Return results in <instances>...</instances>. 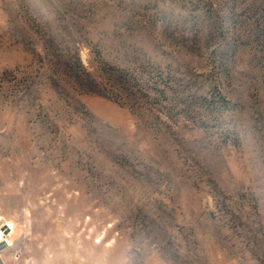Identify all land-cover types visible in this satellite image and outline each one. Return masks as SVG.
Instances as JSON below:
<instances>
[{
  "label": "rangeland",
  "instance_id": "obj_1",
  "mask_svg": "<svg viewBox=\"0 0 264 264\" xmlns=\"http://www.w3.org/2000/svg\"><path fill=\"white\" fill-rule=\"evenodd\" d=\"M7 264H264V0H0Z\"/></svg>",
  "mask_w": 264,
  "mask_h": 264
},
{
  "label": "built area",
  "instance_id": "obj_2",
  "mask_svg": "<svg viewBox=\"0 0 264 264\" xmlns=\"http://www.w3.org/2000/svg\"><path fill=\"white\" fill-rule=\"evenodd\" d=\"M4 233V235L0 234V251L9 248L11 246V242L9 240V235H10V231L11 229H9L8 231L5 230V227L0 223V233Z\"/></svg>",
  "mask_w": 264,
  "mask_h": 264
},
{
  "label": "crops",
  "instance_id": "obj_3",
  "mask_svg": "<svg viewBox=\"0 0 264 264\" xmlns=\"http://www.w3.org/2000/svg\"><path fill=\"white\" fill-rule=\"evenodd\" d=\"M1 235H4V233H2V231H1V233H0ZM1 252V251H0ZM0 264H7L1 257H0Z\"/></svg>",
  "mask_w": 264,
  "mask_h": 264
},
{
  "label": "water",
  "instance_id": "obj_4",
  "mask_svg": "<svg viewBox=\"0 0 264 264\" xmlns=\"http://www.w3.org/2000/svg\"><path fill=\"white\" fill-rule=\"evenodd\" d=\"M5 230L7 231L6 227H5Z\"/></svg>",
  "mask_w": 264,
  "mask_h": 264
}]
</instances>
